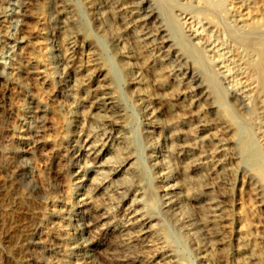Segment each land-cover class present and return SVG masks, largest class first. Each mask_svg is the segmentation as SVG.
<instances>
[{
    "label": "bare ground",
    "instance_id": "1",
    "mask_svg": "<svg viewBox=\"0 0 264 264\" xmlns=\"http://www.w3.org/2000/svg\"><path fill=\"white\" fill-rule=\"evenodd\" d=\"M244 1L0 0V169L35 213L17 264H264V137L226 60L264 20Z\"/></svg>",
    "mask_w": 264,
    "mask_h": 264
},
{
    "label": "rangeland",
    "instance_id": "2",
    "mask_svg": "<svg viewBox=\"0 0 264 264\" xmlns=\"http://www.w3.org/2000/svg\"><path fill=\"white\" fill-rule=\"evenodd\" d=\"M235 1L237 4L236 6L238 8L241 6L240 9L244 8L246 11V8L248 7L247 1H244V0H235ZM249 5H250V8H252V12L255 15L258 14L257 15L258 17H262V19H264V0H254V2L250 3ZM244 9H243V11H244ZM229 14H227L229 17L227 16V18H226V16H225L224 18L226 20H223V21L226 24L230 23V22L234 24L235 22L233 21L234 20L233 17L235 15L231 16ZM238 18H239L238 15L235 16L236 23L238 26L240 25V27H242L243 24L241 25L240 24L241 21H237ZM262 21H263L262 22L263 25L261 24V26H260L262 29L259 27L260 29L256 28L255 29L256 31L252 30V32L250 33L251 37L249 35L246 36L247 41L246 40L241 41L238 38H236L235 36H230L229 34L228 35L226 34V37L228 36L226 39V44L228 45L227 47L229 48V49H227L229 52H227V55H226L227 59L226 60H227V62H230L228 64H229V66H231L230 67L231 68V74L235 77V79H238V80L240 79L241 81L240 80L239 81L241 83L243 81V85H247V87H250L254 90V91L252 90V98H253L255 109L253 107V110L250 111L249 113H247V116H246L247 119H245V124L252 131L257 133L256 136L258 138L264 137V90H263V88H261L262 77L259 74V72L255 66V61L257 60L256 48H254V43L251 41H254V38L255 39L260 38V39L264 40V20H262ZM221 23H223V22H221ZM221 23L219 24V29L224 28L225 27L224 25H226L225 23H223V24H221ZM223 30H220V32L222 33V37H224V35H225L224 33L226 32V31L223 32ZM244 31H246V28L244 29ZM258 31L260 32V34ZM254 32H258V33H254ZM242 42H243V44H242ZM250 42H251V44H250ZM252 48L255 50H253ZM251 59L254 60V62ZM249 61L251 62V65H250ZM252 64H253V67H252ZM263 66H264V64H263ZM2 169H0V253H1L0 254V264H17L19 252L17 251L18 247H16V246H18L17 244L23 238V236L26 235V233H28V231L30 230L29 228H32L31 226L33 225V221L35 219V213L33 212L31 199L24 197V196H23V198H22V196H17V198H15V199L8 198V195H7L8 190H6V189L11 187V180L9 178V173H6L5 170L3 169L4 170L3 171ZM4 173H6V174H4ZM54 176H56V178ZM52 177L56 183H59L61 181V176H58V175L53 173ZM57 180H58V182H57ZM5 191H6V193H5ZM20 198H22V199H20ZM12 200H13V202H12ZM7 207H9L11 209H9ZM24 231L25 232L27 231V232L23 233ZM6 245L10 249V257H12V258L9 257V259H5V251H6L5 247H6ZM112 260L113 259H109L108 262L114 263V260L113 261Z\"/></svg>",
    "mask_w": 264,
    "mask_h": 264
}]
</instances>
